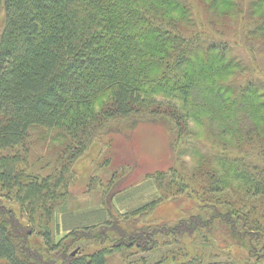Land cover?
I'll use <instances>...</instances> for the list:
<instances>
[{"label":"trees","instance_id":"16d2710c","mask_svg":"<svg viewBox=\"0 0 264 264\" xmlns=\"http://www.w3.org/2000/svg\"><path fill=\"white\" fill-rule=\"evenodd\" d=\"M0 24V212L3 198L31 222L64 208L74 163L95 140L114 132L134 140L125 128L159 125L172 152L183 149L146 175L158 195L125 214L132 228L116 220L114 198L148 184L121 189L127 175L116 184L115 172L110 185L120 188L106 200L103 233H92L103 213L77 214L64 243L40 230L45 246L61 264H108L133 247L150 256L127 264H264V78L244 73L250 67L233 52L254 43L249 54H264V0H0ZM185 199L192 209L180 208L175 223L135 227ZM8 212L0 261L55 264L18 246L25 226ZM86 239L101 247L83 250Z\"/></svg>","mask_w":264,"mask_h":264},{"label":"rangeland","instance_id":"374dc122","mask_svg":"<svg viewBox=\"0 0 264 264\" xmlns=\"http://www.w3.org/2000/svg\"><path fill=\"white\" fill-rule=\"evenodd\" d=\"M248 47L254 48L255 45L254 43L239 45L233 49V52L235 54L239 53V58L250 67V69H246L244 73L250 74V70H252L254 78L263 80L264 54L259 52L258 48L254 49V52L249 54L250 50ZM119 128L121 129L122 127ZM124 131L126 134L131 135V138H134V140H129V138L126 139V136L124 137L125 134L117 132L110 133L109 135L103 136V138L95 140L93 144L85 151V153L74 163L72 169L73 176L70 185V193L67 197V200L63 204L64 208H55L52 210V212H49L48 210L38 211L37 213L33 214L35 222H31V220L28 219L30 215L26 214L25 212H21L18 202L14 201L10 203L7 198L1 199L2 204L7 207V209L5 208L7 213L0 212V215L5 221H7L8 225L11 226L12 224L10 223L12 216L8 211H12V215H14L15 218L21 221V223L25 226L21 228L20 233H18L16 240L18 246H20L23 242L22 245H27L26 248L33 250L35 249L33 252H37L39 250L38 252H40L45 260L46 258L50 257V259L53 258V261L50 260L52 263L56 262L55 264H59L61 262V258L59 257L60 254L58 253L59 251L52 253L51 250L45 246L44 240L39 233L40 230H42L44 227L49 228L53 231V242L56 244L62 242L64 243L65 239L71 235L73 231L71 228L73 226L71 224V220L72 218H75V215L78 214V217L86 216V218H88L91 217L90 215L92 214L103 213V220H98L96 230H92V233L100 234L103 228H107L104 227V224H106L107 220H109L108 214L104 207L106 206V200H108L110 192H113L114 188L116 189L121 187V189H124L131 186L133 183H139L135 186L140 184H148L147 186L142 187L140 191H136L135 194H133L130 198L122 197L120 200H118L117 197L114 198L115 200L113 204H115L114 215L117 216L116 220L120 219L122 221V226L127 230L132 228L131 222L129 220H126L127 222L125 221V214L133 211V209H135L137 206L148 202V200L153 199V194L158 195L156 187L152 185L150 180L145 178L146 175L173 165L175 163V157L178 156V153H180L183 149V144H181L179 148L176 149L177 154L175 151L172 152L169 146L172 140L170 137L171 133H168L164 127L159 125L142 124L135 131H131V129L128 127L125 128ZM206 133L207 131L204 132V136H206ZM221 142L223 145L226 143L224 138L221 139ZM222 147L223 146L220 144L219 148ZM207 148L212 150L213 147L210 144ZM129 149L131 151V156L133 155L136 163L133 164V167L128 169L123 163L127 160H130L129 158H131L129 156ZM36 152L39 151L36 150ZM185 158L188 165L192 167V156L187 155ZM186 168H188L187 165ZM115 172L118 173L116 177V184L119 182L118 177L121 173H125V175H127L125 178L126 181L124 183L121 182L123 184L120 187H117L119 185H116L115 187L110 185V182L114 179L113 175ZM48 173V171H44V175H47ZM129 188H133V186ZM183 206L192 209V203L186 199L183 203H163V205L161 204L153 213H150L149 217L137 220L135 227L137 226V229H140L150 224L152 226H157L164 223L171 225L179 218L186 215V213L182 212L180 209L183 208ZM64 210L69 212V216L63 217L62 213H64ZM112 227L114 226H110L109 229ZM109 234L116 236L114 232H110ZM158 237L162 239L163 235H158ZM70 240L71 239H69L67 243ZM81 242L85 244L83 247V250L85 251H90L97 247H101V244H96L94 241H87V239L86 241ZM111 242L112 241L109 240L106 246L109 247ZM189 245L190 243H187V246ZM140 249L141 248L137 249V247H133L132 249L128 250L123 249L120 251H114L108 256V264H127L129 259L128 257L130 256H132L130 257L131 260L138 259L142 256H150L148 253L137 252ZM231 249L236 248L231 247ZM213 252L216 254L215 256L220 258V254L217 249H214ZM235 253H237L236 250L235 252H231V254ZM23 255L24 257H27V253ZM225 259L227 260L228 257L225 256ZM0 264L8 263L1 260Z\"/></svg>","mask_w":264,"mask_h":264},{"label":"crops","instance_id":"0c3cea01","mask_svg":"<svg viewBox=\"0 0 264 264\" xmlns=\"http://www.w3.org/2000/svg\"><path fill=\"white\" fill-rule=\"evenodd\" d=\"M136 191H139V189L138 190H136ZM131 194H135V192H133V193H131ZM131 194H125L123 197L124 198H128V196H130ZM155 194H153V196H154ZM152 196V195H151ZM63 215V217H67V216H65L64 214H62ZM68 216H69V214H68ZM68 226V225H67Z\"/></svg>","mask_w":264,"mask_h":264},{"label":"water","instance_id":"95a60500","mask_svg":"<svg viewBox=\"0 0 264 264\" xmlns=\"http://www.w3.org/2000/svg\"><path fill=\"white\" fill-rule=\"evenodd\" d=\"M76 252H74V254H75Z\"/></svg>","mask_w":264,"mask_h":264}]
</instances>
